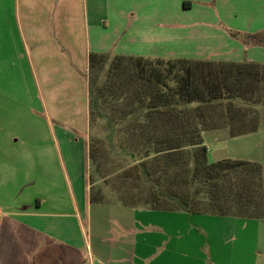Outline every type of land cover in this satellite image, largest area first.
I'll list each match as a JSON object with an SVG mask.
<instances>
[{"label": "crops", "instance_id": "0c3cea01", "mask_svg": "<svg viewBox=\"0 0 264 264\" xmlns=\"http://www.w3.org/2000/svg\"><path fill=\"white\" fill-rule=\"evenodd\" d=\"M232 31L263 32L264 0H0V264H264V219L144 224L150 208L90 200V54L264 63ZM204 141L211 162L264 168V107L259 131Z\"/></svg>", "mask_w": 264, "mask_h": 264}, {"label": "trees", "instance_id": "16d2710c", "mask_svg": "<svg viewBox=\"0 0 264 264\" xmlns=\"http://www.w3.org/2000/svg\"><path fill=\"white\" fill-rule=\"evenodd\" d=\"M231 35L264 47V31ZM88 82L89 156L118 204L264 219L263 165L211 162L204 141L206 131L260 130L264 63L91 53ZM106 193L91 202L110 205Z\"/></svg>", "mask_w": 264, "mask_h": 264}, {"label": "rangeland", "instance_id": "374dc122", "mask_svg": "<svg viewBox=\"0 0 264 264\" xmlns=\"http://www.w3.org/2000/svg\"><path fill=\"white\" fill-rule=\"evenodd\" d=\"M111 56V55H110ZM114 56H111V58H113ZM108 98L110 99V100H112L113 99V97L112 96H110V95H108ZM105 130H106V125L104 124V123H101L100 125H99V127H98V129L96 130L97 131V133H100V134H102V132H105ZM92 140L93 141H95V138H91V137H89V152H90V145L92 144ZM96 142V141H95ZM239 148H244V147H242V146H240ZM63 149H64V156H65V160L66 161H64V163H67V166H68V168H69V172L71 173V175H72V181H73V168H72V165H71V163L73 164V150L71 151V154H70V156L72 155V158L71 159H69V153H68V150L66 149V148H64L63 147ZM212 156H211V159H216L215 157H217L216 155L217 154H215V153H213L212 152V154H211ZM49 157L48 158H46V163H47V165L49 164ZM70 161H72V162H70ZM84 168H86L85 166H84ZM89 185H90V197H91V195L93 196L94 194H96L98 191H100V190H106V196H107V198L111 201L110 202V205L111 204H117V205H120V204H118V202H117V196L115 195V194H113L112 193V191L109 189V187L107 188H105V185H106V182H107V180H105L104 178H103V176H102V174H98L97 172H96V168H95V166L93 165V163H92V160L90 159V170H89ZM100 173H101V171H100ZM56 174H58L57 172H56ZM61 185H62V187H61V189H62V195H63V200H62V210L63 211H70V210H72L71 209V205H70V203L67 201V196H66V194H65V192H66V190H65V182H64V169H63V171H62V173H61ZM111 180V179H110ZM43 198H44V196H43ZM138 207H143V208H147V207H145V206H138ZM138 207H136V208H138ZM162 212L161 211H152V210H150V211H147L146 213H144L143 215H141V220H142V223H144V224H146V223H150V224H152V223H154V222H158V220H159V222L160 223H162V220H160L161 219V217H160V215H156V214H161ZM100 216H102V215H100ZM158 219V220H157ZM138 220V219H137ZM83 225V224H82ZM87 225V224H86ZM83 226H85V225H83ZM163 226H164V228H166V227H168L169 225H166V224H163ZM172 226V225H171ZM257 227H256V229L255 230H259L260 229V226H258V225H256ZM253 231H254V227H253ZM84 234H85V232H84ZM252 236H253V233H252ZM87 250V249H86ZM62 262V261H61Z\"/></svg>", "mask_w": 264, "mask_h": 264}]
</instances>
